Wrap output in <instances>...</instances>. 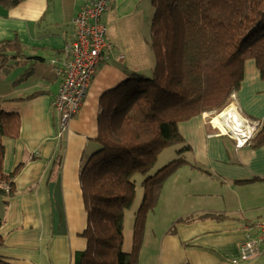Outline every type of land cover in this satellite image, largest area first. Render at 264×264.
<instances>
[{
    "label": "crops",
    "instance_id": "1",
    "mask_svg": "<svg viewBox=\"0 0 264 264\" xmlns=\"http://www.w3.org/2000/svg\"><path fill=\"white\" fill-rule=\"evenodd\" d=\"M85 1L0 5V42L12 41L0 72L15 64L22 67L0 104L19 112L21 119L19 136L4 138L3 168L8 173L17 169L15 191L0 196V255L12 264H76L87 246L80 175L98 148L102 96L130 73L150 72L154 66L152 31L145 27L152 1L110 0L103 15L110 47L81 110L59 137L60 114L53 106L61 86L57 68L70 59L67 46L76 35L73 18ZM32 78L37 82L30 83ZM235 96L244 114L264 118V79L254 60L246 63ZM206 125L202 115L179 124L188 146L182 147L180 157L186 162L165 182L156 210L148 216L139 264H264V255L233 261L248 236L245 223L264 220V145L237 147L231 135L212 132ZM212 195L218 201L193 198ZM162 205L170 218L158 225ZM207 213L229 217L204 216Z\"/></svg>",
    "mask_w": 264,
    "mask_h": 264
},
{
    "label": "trees",
    "instance_id": "2",
    "mask_svg": "<svg viewBox=\"0 0 264 264\" xmlns=\"http://www.w3.org/2000/svg\"><path fill=\"white\" fill-rule=\"evenodd\" d=\"M20 1L0 0V5L14 6ZM151 1L153 69L130 73L101 99L98 148L80 175L88 217L82 235L87 246L76 264H139L148 216L156 210L165 182L186 159L179 156L155 173H147L165 149L184 144L179 124L227 105L241 87L249 60L255 61L264 79V0ZM11 44V40L0 42V70ZM260 122L248 142L254 147L264 145V118ZM20 127L19 112L0 108V196L15 191L17 169L8 173L3 168L4 138H17ZM138 172L145 175L143 196L132 249L125 251V214L136 199L134 175ZM2 222L0 218V226ZM0 264L12 263L0 255Z\"/></svg>",
    "mask_w": 264,
    "mask_h": 264
},
{
    "label": "built area",
    "instance_id": "3",
    "mask_svg": "<svg viewBox=\"0 0 264 264\" xmlns=\"http://www.w3.org/2000/svg\"><path fill=\"white\" fill-rule=\"evenodd\" d=\"M109 7L110 0H86L73 18L76 35L67 46L70 59L57 68L61 86L53 102L60 114L59 137L68 130L70 120L81 110L104 51L110 47L108 26L103 20ZM215 128L219 130L217 133L231 135L237 147L246 145L254 134L250 127V132L242 136ZM246 231L248 236L241 243L239 257L233 259L234 262H248L264 255V221L250 222Z\"/></svg>",
    "mask_w": 264,
    "mask_h": 264
},
{
    "label": "rangeland",
    "instance_id": "4",
    "mask_svg": "<svg viewBox=\"0 0 264 264\" xmlns=\"http://www.w3.org/2000/svg\"><path fill=\"white\" fill-rule=\"evenodd\" d=\"M153 9H154V7L151 8V15L149 12H147L146 17H145V20H146L145 27L148 28V32L152 31L151 17H152ZM147 22H148L149 26L147 25ZM20 69H22L21 65L15 64L13 66V68L9 69L8 71L2 70L0 72V104L2 103L3 91H6V90L11 91V89L14 85V83L11 82L12 76L15 75L18 77L21 74V73H18V70H20ZM140 72H146V71L141 70ZM5 73L7 75L3 76ZM29 78H31V76ZM23 82H19V83H23ZM35 82H37V80H35L34 78H32L30 80V83H35ZM230 106L236 108V110L238 111V113H239L240 117L242 118L244 124L250 128H253L254 133L256 132V130H258L260 128L261 122L259 123V121L257 119L250 118L249 116L244 114V112H242L241 107L239 106V104L236 100L235 94H232L229 103L227 105H225L222 109L210 110V111L204 113L202 115V117H204L206 121H212L214 116H216L220 111H222L226 107H230ZM211 131L217 133L219 130L212 127ZM183 146H184V144L179 143V144L169 146L167 149H165L159 155V158H158L156 165L147 173V175H151V174L155 173L158 169H160L161 167H163L164 165H166L170 161H172L176 158H179L181 152L183 151V150L181 151L179 149V147H183ZM144 177H145V175L141 172H138L134 175V180L136 181V184H137V195H136V199H135L133 205L126 211V214H125V223H124L125 240H124V246H123L125 251H130L132 249L133 227H134V222H135L137 210H138L140 203L142 201V196H143L142 181H143ZM214 185H218V184H214ZM215 190H217V189H215ZM193 198L197 201H203L206 199H213V200L218 199V197L214 196V195H212V196H193ZM160 209L161 210L157 214V218H156V223H158V225L161 224V222H163V223L166 222L167 217L169 216L168 213L170 212L169 210L165 209L163 205L161 206ZM173 214L174 213H171L170 216H172ZM168 218H170V217H168ZM155 229H157V228H155Z\"/></svg>",
    "mask_w": 264,
    "mask_h": 264
},
{
    "label": "bare ground",
    "instance_id": "5",
    "mask_svg": "<svg viewBox=\"0 0 264 264\" xmlns=\"http://www.w3.org/2000/svg\"><path fill=\"white\" fill-rule=\"evenodd\" d=\"M208 129L218 127L223 131H228L236 136L247 135L250 128L246 126L235 107H226L213 117L212 121H207Z\"/></svg>",
    "mask_w": 264,
    "mask_h": 264
}]
</instances>
